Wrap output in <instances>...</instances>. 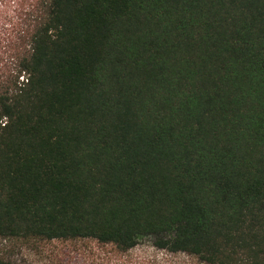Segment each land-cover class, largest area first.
<instances>
[{"label":"trees","instance_id":"1","mask_svg":"<svg viewBox=\"0 0 264 264\" xmlns=\"http://www.w3.org/2000/svg\"><path fill=\"white\" fill-rule=\"evenodd\" d=\"M35 11L0 75V238L264 264V0Z\"/></svg>","mask_w":264,"mask_h":264},{"label":"rangeland","instance_id":"2","mask_svg":"<svg viewBox=\"0 0 264 264\" xmlns=\"http://www.w3.org/2000/svg\"><path fill=\"white\" fill-rule=\"evenodd\" d=\"M42 0H0V75L8 74L22 53L21 32ZM0 257L15 264H205L197 258L159 250L149 239L123 253L95 240L0 238Z\"/></svg>","mask_w":264,"mask_h":264}]
</instances>
